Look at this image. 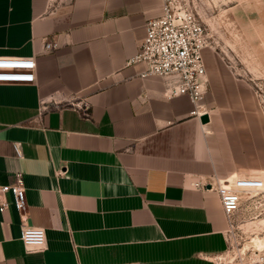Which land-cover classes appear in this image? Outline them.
I'll return each mask as SVG.
<instances>
[{"label":"crops","instance_id":"obj_1","mask_svg":"<svg viewBox=\"0 0 264 264\" xmlns=\"http://www.w3.org/2000/svg\"><path fill=\"white\" fill-rule=\"evenodd\" d=\"M161 14L162 0H0V56L37 65L35 83L0 84V184L23 175L25 224L46 234L27 253L10 205L0 264H212L226 250L218 196L194 183L264 176V112L208 48L199 102L140 78L130 60Z\"/></svg>","mask_w":264,"mask_h":264},{"label":"built area","instance_id":"obj_2","mask_svg":"<svg viewBox=\"0 0 264 264\" xmlns=\"http://www.w3.org/2000/svg\"><path fill=\"white\" fill-rule=\"evenodd\" d=\"M145 33L136 56L130 60V63L144 64L145 69L139 77L156 76L164 80L167 98L186 96L193 103L203 100L209 88L201 51L211 46L200 17L185 3L162 0L161 16L146 22ZM57 46L54 40H45L43 50L49 53ZM36 69L34 58L0 56V84H33ZM74 107L85 114L89 110L88 106L80 108L75 104ZM191 113L197 118L204 114L197 110ZM13 150L17 158L22 157L20 143L13 144ZM194 185L216 192L226 223V250L208 258L212 264H264V254L256 251H262L264 247L257 248L253 242L254 238H259L256 234L250 239V249L241 244L248 231L253 234L264 228V180L256 177L214 178ZM10 205L23 221L20 240L26 252H43L46 249L45 230L25 224L26 189L20 173L15 175L12 184H0V212Z\"/></svg>","mask_w":264,"mask_h":264},{"label":"rangeland","instance_id":"obj_3","mask_svg":"<svg viewBox=\"0 0 264 264\" xmlns=\"http://www.w3.org/2000/svg\"><path fill=\"white\" fill-rule=\"evenodd\" d=\"M202 20L211 49L233 65L247 80L257 105L264 112V6L261 0H178ZM204 58V50L201 51ZM264 177V176H263ZM261 177V178H263ZM243 235L242 245L250 246L255 234L264 239V228ZM259 238H254L260 240ZM255 245L257 243H254ZM256 247V246H255ZM264 247V246H263ZM258 248V247H257ZM262 255L264 250L256 249Z\"/></svg>","mask_w":264,"mask_h":264},{"label":"bare ground","instance_id":"obj_4","mask_svg":"<svg viewBox=\"0 0 264 264\" xmlns=\"http://www.w3.org/2000/svg\"><path fill=\"white\" fill-rule=\"evenodd\" d=\"M264 180V177L262 178ZM255 240V239H254ZM254 243H257L255 246L258 247V248H262L264 246V241H261V240H256V241H253Z\"/></svg>","mask_w":264,"mask_h":264},{"label":"water","instance_id":"obj_5","mask_svg":"<svg viewBox=\"0 0 264 264\" xmlns=\"http://www.w3.org/2000/svg\"><path fill=\"white\" fill-rule=\"evenodd\" d=\"M200 120H201L202 123H206L208 121V116L207 115H202L200 117Z\"/></svg>","mask_w":264,"mask_h":264}]
</instances>
